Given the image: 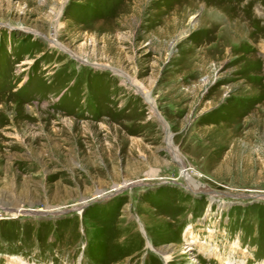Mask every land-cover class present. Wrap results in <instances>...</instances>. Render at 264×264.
I'll return each mask as SVG.
<instances>
[{
	"label": "rangeland",
	"instance_id": "374dc122",
	"mask_svg": "<svg viewBox=\"0 0 264 264\" xmlns=\"http://www.w3.org/2000/svg\"><path fill=\"white\" fill-rule=\"evenodd\" d=\"M227 259L264 264V0H0V264Z\"/></svg>",
	"mask_w": 264,
	"mask_h": 264
},
{
	"label": "bare ground",
	"instance_id": "6f19581e",
	"mask_svg": "<svg viewBox=\"0 0 264 264\" xmlns=\"http://www.w3.org/2000/svg\"><path fill=\"white\" fill-rule=\"evenodd\" d=\"M240 31V30H239ZM149 101V100H148ZM161 124H163V126L165 127V125H164V123H163V120H161ZM168 139H169V137H168ZM185 177V179H186V181H188V182H191L190 181V179H188V177H186V176H184ZM191 184H192V182H191ZM235 246V245H234ZM215 256V255H214ZM213 257V256H212ZM217 257V256H216ZM211 258V257H210ZM223 264H229L230 262H229V260L227 259V260H224L223 262H222Z\"/></svg>",
	"mask_w": 264,
	"mask_h": 264
}]
</instances>
